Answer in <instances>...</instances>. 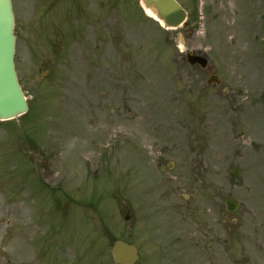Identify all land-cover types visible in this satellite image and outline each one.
Returning a JSON list of instances; mask_svg holds the SVG:
<instances>
[{"label": "rangeland", "instance_id": "obj_1", "mask_svg": "<svg viewBox=\"0 0 264 264\" xmlns=\"http://www.w3.org/2000/svg\"><path fill=\"white\" fill-rule=\"evenodd\" d=\"M62 2L13 0L30 105L0 121V247L39 208L80 264H115L110 235L136 264H264V0H180L178 29L140 0Z\"/></svg>", "mask_w": 264, "mask_h": 264}, {"label": "water", "instance_id": "obj_2", "mask_svg": "<svg viewBox=\"0 0 264 264\" xmlns=\"http://www.w3.org/2000/svg\"><path fill=\"white\" fill-rule=\"evenodd\" d=\"M146 7L152 9L165 22L166 26L178 27L187 18V11L177 0H143ZM15 19L12 0H0V118L9 119L25 113L28 104L23 90L18 82L14 64L15 53ZM191 63H199L206 67L205 57L188 53ZM232 176L239 174V169L230 170ZM229 210L239 206L236 198L226 200ZM113 256L120 264H134L138 259L135 245L118 240L113 248Z\"/></svg>", "mask_w": 264, "mask_h": 264}, {"label": "flooded vegetation", "instance_id": "obj_3", "mask_svg": "<svg viewBox=\"0 0 264 264\" xmlns=\"http://www.w3.org/2000/svg\"><path fill=\"white\" fill-rule=\"evenodd\" d=\"M252 102L254 108L257 102L264 104L259 100H252ZM18 217L15 216V219L11 221L12 234H9V249L6 246L0 247V264H76L74 261L77 257L74 249L68 247L66 250L65 243L62 241L42 240V235L33 233V227L39 222L29 219L19 220ZM109 238L114 239L113 236Z\"/></svg>", "mask_w": 264, "mask_h": 264}, {"label": "bare ground", "instance_id": "obj_4", "mask_svg": "<svg viewBox=\"0 0 264 264\" xmlns=\"http://www.w3.org/2000/svg\"><path fill=\"white\" fill-rule=\"evenodd\" d=\"M148 14L155 16L154 12L152 10H147Z\"/></svg>", "mask_w": 264, "mask_h": 264}]
</instances>
